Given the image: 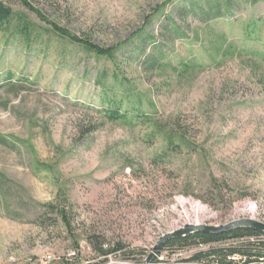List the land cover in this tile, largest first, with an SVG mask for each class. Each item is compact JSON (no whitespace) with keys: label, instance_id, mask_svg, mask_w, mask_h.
Instances as JSON below:
<instances>
[{"label":"rangeland","instance_id":"1","mask_svg":"<svg viewBox=\"0 0 264 264\" xmlns=\"http://www.w3.org/2000/svg\"><path fill=\"white\" fill-rule=\"evenodd\" d=\"M3 1L37 38L0 33V264L95 263L93 237L142 252L102 264H210L187 260L208 245L154 246L264 223V0H29L113 59Z\"/></svg>","mask_w":264,"mask_h":264},{"label":"trees","instance_id":"2","mask_svg":"<svg viewBox=\"0 0 264 264\" xmlns=\"http://www.w3.org/2000/svg\"><path fill=\"white\" fill-rule=\"evenodd\" d=\"M19 2L25 9L34 13L40 21L49 25L54 33L61 38L66 39L70 43H75L87 51L93 52L99 57L113 59V52L118 47L117 45L107 48L100 47L89 39L80 38L51 22L46 18L42 10L35 7L29 0H19ZM207 5L210 6L211 3L208 1ZM226 5H229V0H226ZM10 28L13 29L11 32L17 34L22 40L27 42V44H30L31 41L37 38V34L33 30L32 24L27 21L23 15L15 13L10 5L6 4L3 0H0V33L9 31ZM127 41L128 39L122 44ZM147 62H149L150 65H154L155 59L148 58ZM102 102H104V100H102ZM101 111L104 117L108 119L118 118L127 120L131 123L144 120L143 113L137 110H124L121 113L120 109L116 107L114 109L102 108ZM0 142H3V140H0ZM60 212L63 221L69 226L65 212L63 210H60ZM93 238L94 239L90 241L92 249L98 256H102L103 258L95 263L89 262L86 264H102L107 260L109 255H115L117 253H120L123 259H132L135 262L139 261L141 258L137 257V255L141 256V251H127L125 245L119 241L107 244L104 247L105 243L101 238ZM228 240L239 242L228 247L213 245ZM191 245H208L209 247L205 250L203 249L193 253L187 259L189 261L210 264H264V232L254 228L234 227L228 231L220 233L194 231L181 237H171L163 244V248L175 247L177 249H183L184 247ZM153 262H159V260L155 258Z\"/></svg>","mask_w":264,"mask_h":264},{"label":"water","instance_id":"3","mask_svg":"<svg viewBox=\"0 0 264 264\" xmlns=\"http://www.w3.org/2000/svg\"><path fill=\"white\" fill-rule=\"evenodd\" d=\"M234 227L254 228L264 232V223L252 219L234 220L229 223L220 225H186L184 228L171 233H167L163 237H161L158 243L154 246V250L159 249L161 245L171 237H181L194 231L220 233L228 231L229 229ZM150 257L151 255L148 256V259H150Z\"/></svg>","mask_w":264,"mask_h":264},{"label":"built area","instance_id":"4","mask_svg":"<svg viewBox=\"0 0 264 264\" xmlns=\"http://www.w3.org/2000/svg\"><path fill=\"white\" fill-rule=\"evenodd\" d=\"M72 254H74V253H72Z\"/></svg>","mask_w":264,"mask_h":264}]
</instances>
